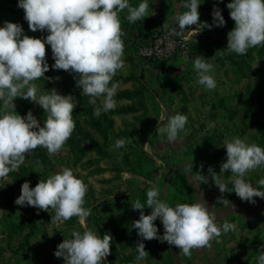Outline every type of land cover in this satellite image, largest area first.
Segmentation results:
<instances>
[{"label": "rangeland", "instance_id": "1", "mask_svg": "<svg viewBox=\"0 0 264 264\" xmlns=\"http://www.w3.org/2000/svg\"><path fill=\"white\" fill-rule=\"evenodd\" d=\"M230 2L199 0L204 8L200 22L214 28L212 12L216 7L226 24L234 28L226 6ZM17 4L18 0H0V27L5 21L18 23L24 34L45 38L46 31H30L23 9ZM197 26L202 25L189 26L183 33L190 44L186 54L170 61H145L147 65L137 80L124 79L119 70L113 77L119 85L114 96L116 107L102 111L100 116L94 115V110L101 106L102 98L91 105L89 97L81 95L76 87L74 74L52 69L51 47L46 45L50 70L45 73L46 79L35 81L38 95L53 88L61 95H72L79 102L73 111L76 127L59 154L49 157L45 148L37 147L18 170L0 179V264H35L53 240L63 242L72 238L74 230L82 233L85 227L101 237L105 233L113 237L109 264H257L258 252L264 251V199L256 197L253 204L242 201L235 192L221 194L208 168L212 167L232 188V173H220L221 164L226 162L224 141L239 136L248 144L264 148V47L250 48L246 55L216 54L227 46V28L217 36L209 28ZM132 46L137 50L140 45ZM190 55L193 57L187 63H173ZM197 56L213 65L211 74L217 82L214 90L196 83L192 60ZM14 103L19 115L26 116L31 110L43 126L46 115L38 104L22 98ZM176 113L188 117L186 133L169 143L156 128L161 115ZM153 122L152 129H147L150 134L145 135L142 124ZM164 123L166 120L160 121V125ZM118 139L131 142L115 148ZM191 163L192 173L187 170ZM64 168L72 169L88 186L84 207L91 210V215L85 218V227L78 217L55 223L51 222V209L45 212L15 204L25 181L35 187L40 179ZM197 172L208 178V183L196 180ZM245 178L259 187L257 181L264 178V166L248 172ZM153 186L160 189L159 198L173 207L177 203L205 202L219 225L227 221L235 225V230L222 232L211 241L210 248L193 249L191 257L166 242L145 240L149 255L137 261L135 246L141 238L132 223L140 213L132 209L131 202L138 199L146 204V193ZM221 196L231 204L217 203ZM143 211L151 213L147 207ZM154 223L158 235H163L160 220Z\"/></svg>", "mask_w": 264, "mask_h": 264}, {"label": "clouds", "instance_id": "2", "mask_svg": "<svg viewBox=\"0 0 264 264\" xmlns=\"http://www.w3.org/2000/svg\"><path fill=\"white\" fill-rule=\"evenodd\" d=\"M17 6L23 9L30 31L48 34L43 39L30 37L24 34L20 24L9 21L0 27V179L18 170L37 147L45 148L49 157L59 154L75 130L73 111L79 102L72 95H61L55 88L38 95L35 81L46 79L45 73L50 70L46 45L51 47L52 69L74 74L76 87L81 89V95L89 97L91 105H97V99L102 98L101 106L94 110V115L100 116L102 111L106 113L116 107L114 96L119 85L113 82V77L124 67L120 13L127 9V21L136 23L148 16L149 9L147 0H142L138 6L130 5L129 0H18ZM199 6V0H185L186 11L175 17L177 26L172 27L169 34L179 37L189 26L197 24L211 29L213 25L200 22ZM226 6L234 28L227 33L226 48L216 54L246 55L250 48L264 47V0H231ZM212 16L216 27L225 26L219 8L214 7ZM162 27L168 28V25L164 23ZM207 60L203 56L192 60L196 83L206 90H214L217 82L211 74L213 65ZM17 98L34 102L44 110L43 126L31 110L26 116L16 112L14 101ZM164 120L166 123L160 125ZM187 122L184 114L161 115L156 132L169 143H175L181 133H186ZM130 142L118 139L115 148ZM224 148L226 162L221 164L220 173H232L233 187L229 188L212 167L208 168L220 193L235 192L242 201L253 204L256 197L264 199V178L257 181L259 187L245 178L248 172L264 166V148L248 144L239 136L226 139ZM192 166L191 163L187 169L191 173ZM200 167L203 169V165ZM194 176L201 183H208V178L200 172ZM87 190L88 186L72 169L64 168L40 179L35 187L25 181L15 204L45 212L51 209L54 212L51 222L62 223L78 217L83 223L91 215V210L84 207ZM146 197V204L138 199L131 202L132 209L140 213L139 219L132 223L141 238L135 246L137 261L149 255L145 240L166 242L191 257L193 249L210 248L211 241L222 232L235 230V225L227 221L219 225L203 201L177 203L173 207L159 198L160 189L155 186L147 191ZM217 203L231 204L223 196ZM145 207L151 209L150 214L144 213ZM157 219L163 225V235H158L154 223ZM71 237L58 244L54 252L65 264H104L111 254L113 237L108 233L101 237L96 231L85 228L82 233L74 230ZM258 253L257 264H264V251Z\"/></svg>", "mask_w": 264, "mask_h": 264}, {"label": "crops", "instance_id": "3", "mask_svg": "<svg viewBox=\"0 0 264 264\" xmlns=\"http://www.w3.org/2000/svg\"><path fill=\"white\" fill-rule=\"evenodd\" d=\"M141 2L142 0H129V4L132 6H138L139 3ZM147 2L149 4L148 16H146L141 20H138L136 23H129L127 21L126 19L128 15L127 9H125L123 12L120 13L122 30L124 33V35L122 36V39L124 41V55H123L124 67L121 69L120 74H123L122 76L124 77V79L131 77L137 80V78L140 77V73L143 72L144 66L147 65L145 61H143L138 57L137 50L136 48H133L132 45L134 44L141 46L148 44L150 42L149 40L153 37L152 33L154 32L156 33L161 28H164L162 27L164 23H166L168 27H172V26L176 27L177 25H176L175 17L178 14H182L184 11H186V9L183 7L185 0H147ZM203 9L204 8L200 6L198 8L200 17L202 16ZM206 9H208V7H205V11ZM224 27H226L227 31L229 32L233 29V24L231 26L225 24V26L223 27L215 26L214 28H211L210 31L215 32L216 35L218 36L223 34L222 29ZM218 32H221V34L220 33L218 34ZM192 57L193 56L190 55V57L184 56L182 58H177L176 60L173 61V63L176 64L181 62L182 60L183 62L187 63L188 60H190V58ZM147 68L149 67L147 66ZM154 125L155 122H153L152 124L147 123L146 126L143 123L142 128L144 127L145 130L144 134L149 135L150 133L147 131V129H152V126ZM230 213L233 212L230 211ZM83 223L81 224L85 227V219ZM54 242L55 241L53 240V242L50 243V247L43 249V252H41L38 255V260L35 264H65L63 258H57L54 256V252L57 249V245L62 242L60 243L59 242L54 243ZM44 250L47 251L44 252ZM106 263L109 264L108 257H106L104 261V264Z\"/></svg>", "mask_w": 264, "mask_h": 264}, {"label": "built area", "instance_id": "4", "mask_svg": "<svg viewBox=\"0 0 264 264\" xmlns=\"http://www.w3.org/2000/svg\"><path fill=\"white\" fill-rule=\"evenodd\" d=\"M172 27L158 30L148 44L139 46L138 57L147 62H161L186 54L190 47L188 38L184 34L179 37L170 35L169 31ZM197 27L202 28V26Z\"/></svg>", "mask_w": 264, "mask_h": 264}]
</instances>
